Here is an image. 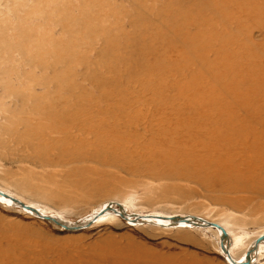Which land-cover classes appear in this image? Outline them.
I'll return each instance as SVG.
<instances>
[{"label": "rangeland", "instance_id": "rangeland-1", "mask_svg": "<svg viewBox=\"0 0 264 264\" xmlns=\"http://www.w3.org/2000/svg\"><path fill=\"white\" fill-rule=\"evenodd\" d=\"M173 134L205 135L180 151ZM263 134L264 0H0V190L22 202L71 223L109 202L194 215L252 241L264 196L201 178L223 159L230 186L264 189L239 154ZM171 227L67 230L0 204V264H226L215 231Z\"/></svg>", "mask_w": 264, "mask_h": 264}, {"label": "bare ground", "instance_id": "bare-ground-1", "mask_svg": "<svg viewBox=\"0 0 264 264\" xmlns=\"http://www.w3.org/2000/svg\"><path fill=\"white\" fill-rule=\"evenodd\" d=\"M244 18H246V17H244ZM203 135H205V134H173L174 141H172L171 148H173L172 150H180V151L181 150H184L186 147H192L193 148L194 146H192V144H191L192 143V140L194 138H199V137H201ZM244 137H247L248 139H253V141H254L255 138H261V137L256 136L255 134H249L248 136H244ZM248 139H245V140H248ZM259 141H261V139ZM255 144H256V142H255ZM216 145H218L217 142H215L213 144L211 143L210 148L216 147ZM248 146L241 148L239 150V154L242 153V152H244V153H251L252 156H253V158L256 159V160H258V161H255V160L254 161L256 163L259 162L260 164H262L264 166V138L261 141V143L259 144V146L258 145L255 146V147L254 146L248 147ZM251 159H252V157H251ZM218 161H219L220 165H222V166L217 165V167L220 168L219 170H222V171L224 170V171H227V172L225 174H218V175L216 174L214 176H211V175L204 176L203 178H201V181L203 180V181L208 182V183H211V184L221 185L227 191L228 190H231V191H237L238 190V191H243V192H246V193L250 192L252 194L255 193L257 195L264 196V189H262V190H254L256 188H254L252 186V188L248 191V188L240 187L239 185H237L236 187L235 186H230L229 185L230 181L234 182V178L230 174L231 173V167L230 168H227V166L225 164L226 160H223V159L220 160V159H218ZM253 162H251V163H253ZM197 165H198V167L195 166V165H193L194 170L195 169H203V167H201L202 165H199V164H197ZM252 170H254V169H252ZM250 176H252V175H250ZM262 176H264V173L262 174ZM233 185H235V184H233ZM115 203L116 204H119L117 202H109V203L103 205V207L101 209L92 212V214H90L89 216H87L86 219L83 220V221L88 220L89 218H91V216H94V215H95V220L93 221L94 223H98L99 221L104 220V219H107V218H117V214H115L113 212V210L117 208V205ZM0 204H3L5 206H9V207H14V208L20 209L22 212L27 213L29 215L32 214L34 216H37V215H35V213H38V214H41V215L49 216L51 218H56V219L58 218L57 220H60V217L55 216V215H52V214H47L44 211H42L41 209L35 207L34 205H32V204H26V203L22 202L20 199L15 198L11 194H9V193H7L5 191H2V190H0ZM22 205L24 207H22ZM104 207H106V208L109 209V210L107 209L108 212H105V211L102 210ZM122 207H123L122 208L123 211L125 213H128V216H129L128 219L129 220H133L134 218L131 217V216L134 215V214L129 213L128 209L125 206H122ZM31 209H33L34 211H31ZM102 211H103L104 214H101ZM139 216H144L143 218H145V220L150 221V222H152L154 224H157V226L160 225V226H162V228H163V226H166V225H168V224L171 223V221H168L170 217H175V216H164V215H160V214H149V215H139ZM159 216L160 217H167L168 219L167 220L157 219L156 217H159ZM181 217H185V216H181ZM69 223H71V222H69ZM126 223H128V225H131L132 227L134 225H137L138 224V223H132V222H127V221H126ZM217 224L224 228V230L227 232L228 238H229V247H228V250H229V255H230V257H231V259L233 261H231V260H229V259H227L225 257V255L221 252L220 245H219V252H220V254H222V256H224V260H225L226 264H256L257 263V259H259L260 254L264 251V238L261 241H259V243L251 250V254H250V258H249L248 263H247V260H248L247 259V251L253 247V243H254V241L256 239H258L259 237L264 236V233L260 234L257 238H255L254 240L251 241L250 239H246L243 236H237V237L236 236H233V237H231L230 232L224 226H222L219 223H217ZM171 228H177V229H193L194 228V229H201V230H207V231L213 230V231L216 232V234L218 236V239H219V244H220L219 230L216 229L215 227H212V228L211 227H208V228L194 227V226H192V225H190L188 223L181 222V223H179L176 226H172ZM230 237H231V239H230ZM243 244H245L244 249L242 248L243 250H241V251H243V253L240 256H238V253H239V251L241 249V246ZM248 244H249V246H248V248H246Z\"/></svg>", "mask_w": 264, "mask_h": 264}, {"label": "water", "instance_id": "water-1", "mask_svg": "<svg viewBox=\"0 0 264 264\" xmlns=\"http://www.w3.org/2000/svg\"><path fill=\"white\" fill-rule=\"evenodd\" d=\"M116 204V203H115ZM117 208L113 210V212L115 214H117L120 218H122L123 220L127 221V222H132V223H142V222H147V223H152L150 221L145 220V218H143L144 216H139L137 214L132 215L131 217H133V220H129V216L127 213H125L123 211V207L120 204H116ZM22 207H24L22 205ZM108 207V206H107ZM28 209V208H27ZM108 208L104 207L102 210L105 212L107 211ZM109 210V209H108ZM31 211H34L33 209H31ZM103 211L101 212V214H104ZM37 212V211H36ZM35 215H37L38 217L51 221L53 223H56L57 225H59L60 227L67 229V230H76V229H80L82 227L88 226L90 223H92L95 220V215L91 216V218H89L86 221H83L81 223L79 222H75V223H69L68 221H62L57 220L56 218H51L49 216H45V215H41L38 213H35ZM157 219H164L167 220V217H156ZM168 221H171L170 224L166 225V226H176L181 222L184 223H188L194 227H201V228H208V227H215L216 229L219 230V237H220V250L221 252L225 255V257L231 261H233L229 255V238H228V234L227 232L224 230L223 227H221L220 225H218L217 223L211 222L209 220L206 219H202L200 217L197 216H185V217H181V216H175V217H170ZM264 238V236L259 237L258 239H256L253 243V247L251 249H249L247 251V263L249 261L250 258V254H251V250L259 243V241H261Z\"/></svg>", "mask_w": 264, "mask_h": 264}]
</instances>
